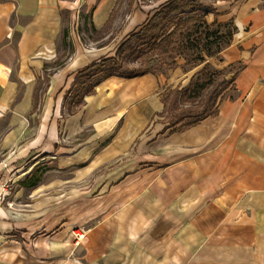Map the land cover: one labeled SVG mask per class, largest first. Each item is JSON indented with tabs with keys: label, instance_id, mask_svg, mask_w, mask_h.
I'll return each instance as SVG.
<instances>
[{
	"label": "crops",
	"instance_id": "crops-1",
	"mask_svg": "<svg viewBox=\"0 0 264 264\" xmlns=\"http://www.w3.org/2000/svg\"><path fill=\"white\" fill-rule=\"evenodd\" d=\"M171 1L0 0V156L47 158L65 183L94 174L102 215L77 250L70 219L13 223L1 212L0 264L70 263L74 252L82 264H264V0H207L200 14L234 28L230 45L176 68L175 82L110 76L90 94L75 90L94 69L81 72L116 51L97 47L102 40L83 44L86 24L117 30L118 45ZM206 63L243 66L232 99L173 133L164 93L186 87ZM28 181L21 186L37 184ZM13 231L19 242L7 236Z\"/></svg>",
	"mask_w": 264,
	"mask_h": 264
},
{
	"label": "rangeland",
	"instance_id": "rangeland-1",
	"mask_svg": "<svg viewBox=\"0 0 264 264\" xmlns=\"http://www.w3.org/2000/svg\"><path fill=\"white\" fill-rule=\"evenodd\" d=\"M199 1L203 3V7L191 8L195 11L193 15L196 16L200 15V13H202L209 4L207 0ZM123 3L128 4V0H121L120 4ZM191 9L185 10L179 16H177L178 14L167 16L161 21V24L163 26H166L170 24L176 17L185 18V16L189 15V11H191ZM109 28L110 27L105 28L101 31H92L89 28V25L86 24L85 33L83 35H80L81 42L88 46L93 41L99 42L102 40L101 43L96 44L97 47L105 46L104 49H111L113 45L116 44L113 50H117L119 46L125 42L126 39L122 43L119 41L120 44L117 45V39L114 38L117 30H111V28L109 30ZM214 31H216V27H212V31H210V33L214 34ZM223 32L224 31H222V33ZM194 36L192 37V39L194 38ZM149 45L150 40L148 38L144 39L143 37H139L135 40H132L123 49L122 55L117 62V64L119 65L112 67L111 70L116 71L122 76L129 75L130 70L137 69L139 67L141 60L138 57L140 55L149 54L151 52ZM202 45H205L203 41L199 44L196 53L202 54L203 57L207 59L205 50L203 52H199ZM210 50H214V47L211 46ZM193 51L194 50H190L188 52V55H192ZM114 56L115 54H113L111 57ZM174 61L175 62L171 65H169L168 61H164V64L159 63L158 67L162 68V72H157L156 75H164L165 77H167V82L174 81V72L176 71L175 69L178 67L183 68L184 60L177 57ZM184 68L185 70L189 69V67ZM200 68L202 67H199L198 70ZM99 71L100 68H97L86 75L85 78L81 77V80L77 83L75 90L77 88L79 90L81 87L82 94L89 93L93 83L100 79L101 74L99 73ZM104 71L108 72L109 70ZM174 84L171 87H174ZM163 93L164 92L161 91V94ZM232 95V93L228 94V96L231 98ZM163 116L167 119V113H164ZM179 126L180 125H177V127ZM4 128L5 127L3 125H0V132L3 131ZM51 164V162L47 161V158H40L36 159L35 161H33L32 159H23L20 162V160L9 161L0 156V213L3 212L7 220L13 223L21 222V220H26L27 218H30V220L32 221L34 220L32 217H39L41 220H43L47 214H49L54 219L59 217H66L67 220H71L72 229L69 231V234L73 236L74 247L78 250L80 241L83 238L84 233L88 230L87 226H94L97 224L98 220L102 219V215H98V213L100 212H97V204L95 202V199L100 196L97 195L98 191L94 186V181L96 180V178L94 174H89L86 176L72 174L67 177V182L65 183L64 171H54L52 166H49ZM31 168L33 171L31 170L32 172H29V174H27V172ZM47 168L49 169L48 172ZM32 179H34L37 183V186L35 185L33 189H25L21 186V181L23 182V184L26 183L27 185H29L28 180ZM56 181L58 182L59 187L54 186L53 183H55ZM35 204L39 206H34ZM115 208L116 206L110 208L109 211L111 212ZM37 209H39V211L33 213V211ZM83 218L84 220L82 221V223L78 224L77 221L82 220ZM40 234L41 231L37 232L35 235H33V237L30 236L31 240L33 239V243L34 238ZM7 236H9L11 240L19 242V233H17L16 231H13ZM81 258L82 257L80 256V252H74L72 253L70 263L65 259H58L57 262L58 264H82L83 261ZM20 264L23 263L20 262Z\"/></svg>",
	"mask_w": 264,
	"mask_h": 264
},
{
	"label": "trees",
	"instance_id": "trees-1",
	"mask_svg": "<svg viewBox=\"0 0 264 264\" xmlns=\"http://www.w3.org/2000/svg\"><path fill=\"white\" fill-rule=\"evenodd\" d=\"M203 6L199 0L171 1L157 11L137 33L129 36L116 50L114 57L102 59L81 73L100 68V79L110 76L133 78L145 74L156 75L157 72H162V68L158 67L159 63L164 64V61H168L171 65L177 57L184 60L181 69L187 71L184 67L192 69L205 63V57L196 53L202 41L205 45H202L199 52L205 50L207 58L217 57L222 50L230 45L234 28L230 24L212 23L208 25L204 18L205 14L193 15L195 11L191 8ZM190 9L189 15L185 18L176 17L166 26L161 24L165 17L172 14L179 16L185 10ZM212 27H216L214 34L210 33ZM222 31L224 32L222 33ZM139 37L150 40L151 52L138 57L141 60L139 67L130 70L129 75L122 76L116 71H112V67L119 65L117 62L126 45ZM211 46L214 47V50H210ZM190 50H194L192 55H188ZM242 69V65H236L217 70L208 63L204 64L186 87H176L165 93L162 99L164 123L172 128L174 133L191 128L206 117L216 115L218 105L227 98L229 93L235 91L234 80ZM104 70L109 71L105 72ZM164 113H167V119L163 116ZM177 125L180 126L177 127Z\"/></svg>",
	"mask_w": 264,
	"mask_h": 264
}]
</instances>
